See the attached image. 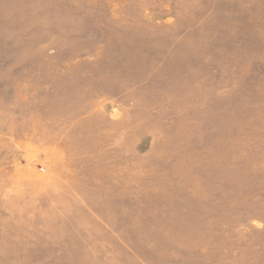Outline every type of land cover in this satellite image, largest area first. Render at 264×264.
I'll return each mask as SVG.
<instances>
[{"label":"rangeland","instance_id":"rangeland-1","mask_svg":"<svg viewBox=\"0 0 264 264\" xmlns=\"http://www.w3.org/2000/svg\"><path fill=\"white\" fill-rule=\"evenodd\" d=\"M0 264H264V0H0Z\"/></svg>","mask_w":264,"mask_h":264}]
</instances>
